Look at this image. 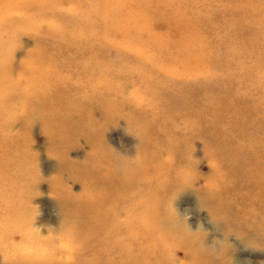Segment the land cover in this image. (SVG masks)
I'll return each instance as SVG.
<instances>
[{
    "label": "rangeland",
    "instance_id": "374dc122",
    "mask_svg": "<svg viewBox=\"0 0 264 264\" xmlns=\"http://www.w3.org/2000/svg\"><path fill=\"white\" fill-rule=\"evenodd\" d=\"M15 13L28 18L0 39V53L11 56L3 69L18 85L0 88V142L19 138L28 182H37L22 193L24 228L44 238L58 233L56 186L80 195L88 182L110 196L108 184L87 174L97 168L89 155L99 137L116 157L135 159L142 134L159 135L169 176L162 214L174 239L158 246L164 252L152 263L192 264L201 242L183 238L202 223L204 242L224 239L234 258L264 264V241L242 225H261L264 197L254 159L264 156V0H35ZM39 71L43 82L33 77ZM61 95L84 104L64 121L69 130L45 118ZM214 195L230 222L215 218ZM94 216L74 220L83 228Z\"/></svg>",
    "mask_w": 264,
    "mask_h": 264
},
{
    "label": "bare ground",
    "instance_id": "6f19581e",
    "mask_svg": "<svg viewBox=\"0 0 264 264\" xmlns=\"http://www.w3.org/2000/svg\"><path fill=\"white\" fill-rule=\"evenodd\" d=\"M33 3L35 0H0V39L4 41L3 35L12 32L8 30L17 28L22 23V19L27 20V15L22 18L15 12H20ZM138 28L144 27L140 25ZM1 48L0 44V50ZM200 56L203 57L202 54ZM10 59L9 54L0 53V88L4 86L5 92L6 88H18L9 72L3 69V65H8ZM34 60L42 61L40 58ZM33 77L39 82H43L45 78L40 71ZM188 78L190 79L191 76L184 79L189 81ZM56 79H60L58 75ZM26 87L30 86L26 85L24 89ZM77 91L82 96L83 91L81 89ZM3 94L6 95L4 92ZM179 100L176 102H182L181 98ZM71 101L61 95L57 101L49 103L50 105L47 106L49 111L45 114L48 125L60 130L71 129L73 123L65 124L64 121H72V114H82L84 109L82 102H77V106L74 107ZM64 116L68 118L65 119ZM61 118L63 121L60 120ZM139 132L141 134V131ZM142 135L144 137H141L139 154L135 159L116 157L113 150L101 145L100 137L94 142L89 158L92 159V164H97V168L95 172L90 170L87 174L92 176L94 173L102 184L109 185L106 190L110 198L96 195L93 186L88 182L80 195L56 186L53 192L59 197L57 207L63 215L64 223L59 227L58 233L45 238L24 228L30 223V220L23 217L24 207L27 206L29 199L23 198L22 193L35 186L37 182L34 184L28 182L30 168L24 163L27 159L26 152L19 151V138L3 135L0 142V251L3 253L0 264H132L133 261L136 264H153L150 257L156 255L159 250L161 253L164 252L163 248L158 246L164 241L174 239L172 233L165 231L166 224L162 214L163 193L169 176L161 156L165 142L159 135L155 137ZM246 153L252 156L253 152ZM263 158L264 156L254 155L255 161L260 163L258 167L261 172H264V168H260ZM61 167L65 169L66 162H63ZM257 182L261 194L264 195V180L260 178ZM105 187H102V191ZM216 196L214 195L212 200L215 218L217 221L230 222L228 217L225 218L224 209L218 208V204H215L218 198ZM258 211L260 226L247 220L242 225L248 232L255 233V236L252 234L254 238L263 242L264 197ZM82 212L95 215L91 223L83 228L78 224V220H74V218L78 219ZM28 234L34 237L29 239L30 241L26 239ZM190 239H192L190 234H186L183 238L185 243ZM24 240L27 246L22 245L25 243ZM247 240L253 241L250 237ZM134 246L135 248H131ZM154 246L157 248L156 251ZM197 247L192 264H247L231 256L228 245H224L223 251L218 255L207 254L202 243L197 244ZM91 252L93 258L89 261L84 259V256L91 255ZM62 255H67L66 259H62ZM166 259L169 258L165 257L163 261L158 259L157 263L174 264L166 263Z\"/></svg>",
    "mask_w": 264,
    "mask_h": 264
},
{
    "label": "clouds",
    "instance_id": "9594fccd",
    "mask_svg": "<svg viewBox=\"0 0 264 264\" xmlns=\"http://www.w3.org/2000/svg\"><path fill=\"white\" fill-rule=\"evenodd\" d=\"M189 215H184L182 219L185 221H188ZM188 232L190 236L194 240H198L202 243L204 251L209 255H218L221 251L224 249V245L226 241L224 239H214L213 242L210 245H205L204 241L206 237L209 235L208 231L205 230L203 224H199L196 230H192L190 226H188Z\"/></svg>",
    "mask_w": 264,
    "mask_h": 264
}]
</instances>
